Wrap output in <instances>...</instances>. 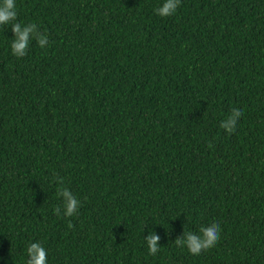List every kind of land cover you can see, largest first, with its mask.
Returning <instances> with one entry per match:
<instances>
[{
  "label": "trees",
  "instance_id": "trees-1",
  "mask_svg": "<svg viewBox=\"0 0 264 264\" xmlns=\"http://www.w3.org/2000/svg\"><path fill=\"white\" fill-rule=\"evenodd\" d=\"M159 2L16 0L49 38L21 58L0 25V264L35 241L48 264H264V0ZM211 221L214 247L176 245Z\"/></svg>",
  "mask_w": 264,
  "mask_h": 264
},
{
  "label": "clouds",
  "instance_id": "clouds-1",
  "mask_svg": "<svg viewBox=\"0 0 264 264\" xmlns=\"http://www.w3.org/2000/svg\"><path fill=\"white\" fill-rule=\"evenodd\" d=\"M181 0H160L153 9L154 14L160 18H166L176 13ZM0 25H10L12 37L10 38L11 54L17 58L24 57L29 47L34 41L41 49H46L49 45V38L46 33H41L38 25L34 23L22 24L17 22L16 0H0ZM244 108L234 106L229 114L220 122V128L226 132L234 131L241 117ZM56 183L61 185L57 190V196L62 199L63 215L72 217L78 213L81 206L80 201L72 191L63 186L62 179H57ZM55 214L59 215L61 209L54 208ZM221 226L219 221H211L207 225H201L198 234L194 232H183L180 238L175 240L176 245L186 248L192 255H199L202 250H207L216 245L220 239ZM159 237L149 231V235L144 238L148 255H155L158 250ZM26 264H48V252L40 241L31 242L25 250Z\"/></svg>",
  "mask_w": 264,
  "mask_h": 264
}]
</instances>
